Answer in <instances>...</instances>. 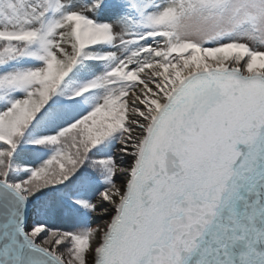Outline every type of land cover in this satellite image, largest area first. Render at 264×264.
Returning a JSON list of instances; mask_svg holds the SVG:
<instances>
[{
	"label": "snow or ice",
	"instance_id": "1",
	"mask_svg": "<svg viewBox=\"0 0 264 264\" xmlns=\"http://www.w3.org/2000/svg\"><path fill=\"white\" fill-rule=\"evenodd\" d=\"M0 264H264V0H0Z\"/></svg>",
	"mask_w": 264,
	"mask_h": 264
}]
</instances>
